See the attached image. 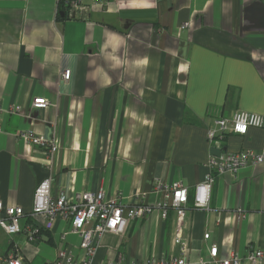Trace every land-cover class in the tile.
Segmentation results:
<instances>
[{"label":"crops","instance_id":"1","mask_svg":"<svg viewBox=\"0 0 264 264\" xmlns=\"http://www.w3.org/2000/svg\"><path fill=\"white\" fill-rule=\"evenodd\" d=\"M60 2L0 0V202L26 214L20 234L0 228V257L18 250L25 264H53L60 250L80 255L77 235L62 240V218L39 243L27 239L35 191L49 177L54 198L104 191L155 207L166 200L157 184L180 182L190 192L191 263L211 244L221 258L264 249V163L217 177L209 209L192 207L211 157L264 152V128L207 141L218 118L264 117V0H82L83 16L60 14ZM35 98L50 106L34 108ZM28 132L57 144L53 160ZM175 226L173 211L130 221L100 239L92 264L178 252Z\"/></svg>","mask_w":264,"mask_h":264},{"label":"built area","instance_id":"2","mask_svg":"<svg viewBox=\"0 0 264 264\" xmlns=\"http://www.w3.org/2000/svg\"><path fill=\"white\" fill-rule=\"evenodd\" d=\"M89 8L82 4V0H72L69 4L71 16L79 14L83 16L89 12ZM71 71L66 70L62 74V80H71ZM50 102L46 98H35L33 107L47 109ZM251 128H264V117L259 114L246 111H237L231 118H218L214 121V127L207 131L209 144L222 143L230 134L246 136ZM24 137L31 146L42 148L44 154L53 160L58 152L55 142L28 132ZM264 163V152L241 151L239 153H225L211 157L207 164V174L204 180L195 187L193 196V209H209L212 190L217 177L231 173L237 175L247 166H258ZM52 178L44 180L36 189L31 217L33 222L29 225L27 239L34 243L41 233L42 228L51 229L58 218L68 220V228L62 240L65 242L70 234L80 238V255L67 257L63 250L59 251L58 260L53 264H92L96 254V248L100 239L108 233L122 235L130 221H142L155 210H160L163 216L173 211L176 217L175 236L173 246L178 252H165L158 260L145 261L131 260L127 264H193L190 262V240L184 236L189 227L188 214L190 203L189 188L180 183L163 184L159 182L157 189L166 194V200L157 207L147 205L142 201H136L132 205H126L117 198H108L104 191L99 193L86 192L77 194L73 199L66 196L54 198L52 196ZM24 210L19 207H6L0 202V228L8 235L15 236L21 233L20 221L25 217ZM211 235L206 234L204 240H210ZM264 264V249L254 248L247 258H242L234 252L225 258L220 257L217 244H211L207 255L200 258L195 264ZM0 264H25L24 258L18 250H13L5 258L0 257ZM121 264V263H112Z\"/></svg>","mask_w":264,"mask_h":264},{"label":"trees","instance_id":"3","mask_svg":"<svg viewBox=\"0 0 264 264\" xmlns=\"http://www.w3.org/2000/svg\"><path fill=\"white\" fill-rule=\"evenodd\" d=\"M72 0H61L60 2V14L66 15L69 11V4ZM49 232H44L41 231V233L38 235L36 241L34 242L35 244L39 243L42 240L43 235H48Z\"/></svg>","mask_w":264,"mask_h":264}]
</instances>
